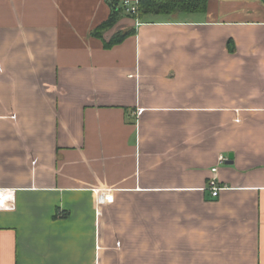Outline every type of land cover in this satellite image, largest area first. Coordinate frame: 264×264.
<instances>
[{
  "label": "crops",
  "instance_id": "1",
  "mask_svg": "<svg viewBox=\"0 0 264 264\" xmlns=\"http://www.w3.org/2000/svg\"><path fill=\"white\" fill-rule=\"evenodd\" d=\"M125 2L0 0V264H264L263 0Z\"/></svg>",
  "mask_w": 264,
  "mask_h": 264
},
{
  "label": "trees",
  "instance_id": "2",
  "mask_svg": "<svg viewBox=\"0 0 264 264\" xmlns=\"http://www.w3.org/2000/svg\"><path fill=\"white\" fill-rule=\"evenodd\" d=\"M206 0H140L139 14H171L174 12H194L201 11L205 7ZM264 2V0H263ZM116 9V7H115ZM112 26V18L95 31L96 36L102 37L103 32ZM129 33L117 34L116 37L107 44L113 46L122 42Z\"/></svg>",
  "mask_w": 264,
  "mask_h": 264
},
{
  "label": "built area",
  "instance_id": "3",
  "mask_svg": "<svg viewBox=\"0 0 264 264\" xmlns=\"http://www.w3.org/2000/svg\"><path fill=\"white\" fill-rule=\"evenodd\" d=\"M138 5H139L138 2L136 4L125 2L123 8L129 14L138 15L139 12ZM219 161L221 163H224L226 161V158L221 156ZM212 172L214 173V176L210 181L209 190L211 191L212 195L216 197L219 194V192L223 189V187L218 185L217 176H216L217 168H214Z\"/></svg>",
  "mask_w": 264,
  "mask_h": 264
},
{
  "label": "water",
  "instance_id": "4",
  "mask_svg": "<svg viewBox=\"0 0 264 264\" xmlns=\"http://www.w3.org/2000/svg\"><path fill=\"white\" fill-rule=\"evenodd\" d=\"M232 159H233V156L230 155V157H229V159H228V161H227V164H232V163H233Z\"/></svg>",
  "mask_w": 264,
  "mask_h": 264
}]
</instances>
